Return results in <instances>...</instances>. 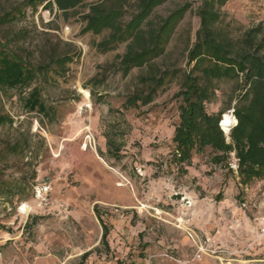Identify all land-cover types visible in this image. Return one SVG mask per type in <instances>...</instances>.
I'll list each match as a JSON object with an SVG mask.
<instances>
[{
	"label": "rangeland",
	"instance_id": "374dc122",
	"mask_svg": "<svg viewBox=\"0 0 264 264\" xmlns=\"http://www.w3.org/2000/svg\"><path fill=\"white\" fill-rule=\"evenodd\" d=\"M27 1L0 0V17L14 7H26ZM100 1L104 0L90 3ZM187 1L192 4L191 10L177 27L166 54L154 62L156 68L168 70L177 78L146 107L130 108L126 102L143 90L140 78L148 74L147 68L133 69L123 76L116 57L125 53L126 45L103 53L97 45L108 38L109 32L100 36L81 34L85 25L82 15L87 8H79L66 19L40 3L35 11L28 8L24 19L0 31V36L4 31L27 32L28 39L20 45L35 53V62L46 61L54 45L60 51L68 50L65 44L72 45L81 52L80 58L68 66L65 77L51 76L32 86L42 88L43 101L51 109L49 118L29 113L24 107L32 88L0 92V114L13 119L12 125L0 128V264H133V258L139 255L136 236L117 230L122 216L132 212L151 213L177 231L176 220L186 215L188 227H196L194 204L191 208L183 205L181 199L187 196L176 183L170 199L177 202L172 207L181 210L172 211L171 217L165 216L169 207H162V198L169 197L166 188L157 189L158 194L151 192L156 205L143 200L151 191L152 180L159 177L152 176V166H164L175 149L180 102L173 97L188 71L187 55L200 28L196 12L201 2L167 0L150 18L158 22ZM126 10L125 24L136 12L134 0H129ZM220 13V28L235 40L252 27L264 26V0H231ZM239 94L234 81L217 83L216 97L206 106L207 112L219 114L231 109ZM14 144L22 145L18 155L7 153V146ZM194 156L195 169L205 177L212 175L204 167L212 163L211 150ZM220 178L218 185L207 191L217 201L233 199L230 210L222 214L227 227L221 233L204 236L242 253L236 264H264V181L247 187L240 180L234 183L228 167ZM226 179L231 189H220ZM123 183L127 186H119ZM158 205L164 214L156 211ZM95 211L110 230L106 244L101 243L103 224ZM190 256L187 264H198L193 262L194 248ZM163 258L179 263L169 252ZM199 264L221 262L204 258Z\"/></svg>",
	"mask_w": 264,
	"mask_h": 264
},
{
	"label": "trees",
	"instance_id": "16d2710c",
	"mask_svg": "<svg viewBox=\"0 0 264 264\" xmlns=\"http://www.w3.org/2000/svg\"><path fill=\"white\" fill-rule=\"evenodd\" d=\"M91 1L28 0L26 7H14L0 17V31L24 19L25 11L28 8L35 11L40 3L45 4L46 10L56 9L66 19L79 8H87L88 11L82 15L85 25L81 34L100 36L109 32L108 38L97 45L103 53L125 44V53L116 57L123 76H128L133 69L148 70V74L140 78L143 90L128 98L127 107L152 104L159 91L177 78L168 70L156 68L154 62L166 54L177 27L192 4L187 1L166 18L153 22L150 18L154 10L167 0H134L136 12L125 24L123 20L129 0ZM230 1L200 0L196 12L200 28L195 44L188 50V71L183 76L180 90L173 97L180 102V123L174 132L175 149L169 165L181 173L191 166L195 153L203 154L210 149L213 156L211 164L228 167L232 172L229 164L234 155L240 183L247 187L255 181H264V26L259 24L246 30L240 39L232 38L219 26L222 20L220 9ZM27 39L25 31H4L0 36L1 93L13 90L26 92L38 81L46 82L51 76L65 77L68 66L81 56V52L75 51L72 45L65 44L68 47L65 51L54 45L46 61L35 62V53L20 45ZM222 81H234L240 94L231 109L209 114L206 106L214 101L217 83ZM24 102L29 113H38L44 118L51 116V109L42 98V88H32ZM231 110H234L237 125L226 136L220 124L223 116ZM12 123L11 117L0 114V128ZM21 148V144L7 146V153L18 155ZM97 215L103 224L101 243L106 244L109 229L102 216ZM89 255L90 252L83 258Z\"/></svg>",
	"mask_w": 264,
	"mask_h": 264
},
{
	"label": "crops",
	"instance_id": "0c3cea01",
	"mask_svg": "<svg viewBox=\"0 0 264 264\" xmlns=\"http://www.w3.org/2000/svg\"><path fill=\"white\" fill-rule=\"evenodd\" d=\"M195 156H193L191 166L186 167L181 173L177 171L175 167L170 165V168H166L165 166H152V176L158 174L159 177L152 180V187L149 188V190L151 189V191L149 192L148 197L144 198L143 200L149 205H156L152 202L153 196H150L151 192L154 191L158 194L159 190L157 189L166 188V193L169 197L162 198L163 203L166 205V207L165 205L162 207L165 209L169 207L166 210L167 213L160 210V205L155 208L156 211H161L163 212V214L165 212V216L171 217L172 211L174 212L181 210V208L179 207H172L174 206V204L177 205V202L170 199V197L172 196L171 190L176 183L177 189H179L182 194L187 196L186 199L191 201L192 206L194 204L192 211L194 215V224L196 226L194 227L195 230H197L198 232L203 231V233L201 232L203 236L213 235L217 231L218 233H221V231H223L224 228L227 227L222 222V214L224 213L225 209L230 210L229 207H232L233 199L230 197L225 198L221 201H217L214 196L209 195L210 192L207 191V188H210L212 190L213 187H216L218 185L217 180L221 179L220 175L225 172V168L220 167L214 170L212 164H210L209 167L204 166L205 168H208L205 169V172L212 173V175H210L209 177H205V173H202L201 171H197L195 169V165L193 163V161L195 160ZM231 173H233L236 179L233 180V182L236 183L239 178L234 172ZM209 179L212 181H209ZM223 183L224 184L220 187V189H228L227 186H229V189H231L232 186L229 180L226 179V182L224 180ZM198 185L201 187H199ZM157 186L158 188H156ZM239 186L241 185L239 184ZM121 214H123V212H121ZM117 230H127L130 231L134 236H136L139 255L133 258V264H187L188 262H190V252L193 247L186 234H184L183 232L181 233L180 230H175L172 227L171 223L162 221L156 216H153L151 213L139 215H137L136 212L127 213V217L122 216V219L117 222ZM166 252L174 254L179 263L171 261L170 259H164L163 255H165ZM195 263L199 264V261H195Z\"/></svg>",
	"mask_w": 264,
	"mask_h": 264
},
{
	"label": "built area",
	"instance_id": "2783aa9c",
	"mask_svg": "<svg viewBox=\"0 0 264 264\" xmlns=\"http://www.w3.org/2000/svg\"><path fill=\"white\" fill-rule=\"evenodd\" d=\"M228 113H230L235 118L234 110H231ZM236 125H237V123L233 124L230 127V130L228 131V133H226V131L223 128L222 122L220 124L221 129L226 134V136H228L230 134L231 130ZM89 144H90V141H89ZM87 148H88V145L86 148L84 147V150L86 151ZM164 166L166 168L169 167V161L166 162V164ZM229 166H230V169L232 170V172H234L238 176V173H237L238 165H237V160L235 159L234 155H232V160H231ZM212 167L214 170L220 168V166H217V165H212ZM181 202L184 203L183 205L186 206L187 208L192 207L191 201L186 199V197H182ZM186 220H187L186 215L184 217L181 216L180 218H178L176 220L177 224L175 226L179 230L185 232L186 236L190 240L192 247L194 248L193 262L202 261L204 258H212V259L219 260L221 262V264H236L237 263V261H238L237 256H239L242 253L234 252V251H231V250L225 248L223 245H217L215 243H212L207 237L203 236L202 234L200 235L197 230H195L192 227H188V225H189L188 220L187 221Z\"/></svg>",
	"mask_w": 264,
	"mask_h": 264
},
{
	"label": "bare ground",
	"instance_id": "6f19581e",
	"mask_svg": "<svg viewBox=\"0 0 264 264\" xmlns=\"http://www.w3.org/2000/svg\"><path fill=\"white\" fill-rule=\"evenodd\" d=\"M236 123H237V120L230 113H226L224 117L222 118V125L226 133H228V131L230 130V127ZM119 186L126 187L127 185L123 183V184H119Z\"/></svg>",
	"mask_w": 264,
	"mask_h": 264
}]
</instances>
